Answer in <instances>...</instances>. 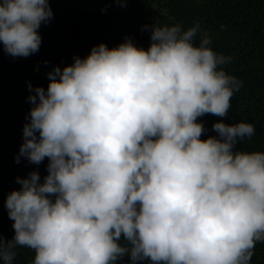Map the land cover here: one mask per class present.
Wrapping results in <instances>:
<instances>
[{"label": "clouds", "instance_id": "clouds-1", "mask_svg": "<svg viewBox=\"0 0 264 264\" xmlns=\"http://www.w3.org/2000/svg\"><path fill=\"white\" fill-rule=\"evenodd\" d=\"M48 0H0V44L13 57L39 51ZM145 49L125 37L53 66L28 85L31 107L15 157L39 165L5 198L16 264H250L264 242V151L237 145L252 123L228 117L242 81L224 71L199 22L145 24ZM199 34V36H198Z\"/></svg>", "mask_w": 264, "mask_h": 264}, {"label": "trees", "instance_id": "trees-1", "mask_svg": "<svg viewBox=\"0 0 264 264\" xmlns=\"http://www.w3.org/2000/svg\"><path fill=\"white\" fill-rule=\"evenodd\" d=\"M52 18L41 24L39 51L27 57H13L0 44V237L11 239L13 221L4 206L5 198L20 185L16 177L31 171L46 175L47 158L39 165L24 157L16 162L23 142V125L31 107L28 85L47 87L46 73L53 66L71 64L74 56L84 57L92 46L103 42L109 48L127 36L137 47L147 48L149 32L145 24L189 27L199 22L211 36L212 49L231 60L225 72L242 81L230 98L228 117L206 114L198 118L216 135L212 124L252 123L255 135L237 147L264 151V0H48ZM199 36V34H198ZM16 264H30L34 252L19 248ZM127 257L124 258L127 264ZM0 264L3 261L0 260ZM250 264H264V242H257Z\"/></svg>", "mask_w": 264, "mask_h": 264}]
</instances>
